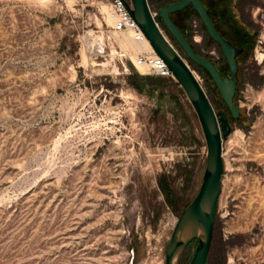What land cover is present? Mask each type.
I'll return each instance as SVG.
<instances>
[{"label":"rangeland","instance_id":"374dc122","mask_svg":"<svg viewBox=\"0 0 264 264\" xmlns=\"http://www.w3.org/2000/svg\"><path fill=\"white\" fill-rule=\"evenodd\" d=\"M177 1L147 3L155 12ZM203 1L244 49L237 119L157 21L231 128L205 264H264V0ZM177 13L195 51L228 75L196 12ZM113 23L102 0H0V264H165L200 189L206 142L179 83L135 69L140 52L112 40Z\"/></svg>","mask_w":264,"mask_h":264},{"label":"water","instance_id":"95a60500","mask_svg":"<svg viewBox=\"0 0 264 264\" xmlns=\"http://www.w3.org/2000/svg\"><path fill=\"white\" fill-rule=\"evenodd\" d=\"M124 5L153 51L165 63L185 92L197 115L207 147L206 165L200 189L193 201L183 210L173 228L166 247L165 264H180L184 251L192 242H196V247L188 264H205L211 247L221 190L222 140L231 131L228 117L225 113L217 117L192 70L152 18L147 0H129V3L125 2ZM187 7H191L196 12L209 38L218 44L227 63L229 76L221 75L211 61L198 54L172 21V14L181 12ZM157 14L163 28L178 44L185 57L208 73L231 117L237 119L240 113L234 103L238 83L236 57L242 53V49L232 45L219 33L201 0H179L159 8Z\"/></svg>","mask_w":264,"mask_h":264},{"label":"built area","instance_id":"2783aa9c","mask_svg":"<svg viewBox=\"0 0 264 264\" xmlns=\"http://www.w3.org/2000/svg\"><path fill=\"white\" fill-rule=\"evenodd\" d=\"M112 9V18L114 23L109 29L108 33L112 36L125 34L129 36L134 42L142 43L146 40L144 34L140 31L137 24L131 18L129 12L126 10L124 3H129V0H102ZM150 10V9H149ZM150 14L155 22L158 24L157 11ZM135 69L138 68L144 70V74L158 77V78H174L171 72L168 70L165 63L161 60L157 54L148 51H142L135 56L134 60H130Z\"/></svg>","mask_w":264,"mask_h":264},{"label":"bare ground","instance_id":"6f19581e","mask_svg":"<svg viewBox=\"0 0 264 264\" xmlns=\"http://www.w3.org/2000/svg\"><path fill=\"white\" fill-rule=\"evenodd\" d=\"M110 18V17H109ZM91 37L93 36V38L92 39H90V44H91V46H93L94 47V49H96V50H99V51H103V46H102V43L101 42H99V41H96L95 39H94V35H93V33L92 32H90V34H89ZM121 37L122 38H119V37H115V36H113V38H112V40L114 41V42H116V43H118V45H120L121 46V48L123 49V48H125L124 47V43L125 42H127L126 43V46L128 45V42L129 43H132V45L135 47V49H136V51L139 53H141L142 51H148V52H153V49H152V47L150 46V44H149V42L147 41V40H145L144 42H142V43H136V42H134L129 36H127V35H125V34H122L121 35ZM195 41L196 42H199V38L198 37H196L195 38ZM88 46V45H87ZM89 48V47H88ZM126 48H129V47H126ZM133 49V48H132ZM127 51H128V49H126ZM89 51L90 52H93L92 50H90V48H89ZM133 51H134V49H133ZM135 51V52H136ZM124 52V51H123ZM128 52H130V51H128ZM134 52V54H136ZM93 53H95V52H93ZM124 53H126V52H124ZM137 53V54H138ZM133 54V53H132ZM133 54V55H134Z\"/></svg>","mask_w":264,"mask_h":264},{"label":"crops","instance_id":"0c3cea01","mask_svg":"<svg viewBox=\"0 0 264 264\" xmlns=\"http://www.w3.org/2000/svg\"><path fill=\"white\" fill-rule=\"evenodd\" d=\"M202 1V3H203V5L205 6V8L207 9V11H208V13H209V15H210V17H211V19H212V16H211V10L208 8V6L205 4V2L203 1V0H201ZM175 14H178V13H174V14H172L171 15V19H172V21L175 23V25L179 28V30L181 31V33L183 34V36L184 37H187L186 36V32H185V30H184V28L183 27H181L178 23H177V20L174 18V15ZM213 21V20H212ZM214 24H215V22H213ZM223 24H228V22L226 21V23H223ZM230 24V23H229ZM215 26H216V24H215ZM217 28V27H216ZM217 30H218V28H217ZM219 31V30H218ZM219 33L221 34V32L219 31ZM222 35V34H221ZM223 36V35H222ZM243 36V35H242ZM199 37H200V41L199 42H196L195 41V39H194V37H193V42H194V44H196V45H198L201 41H202V37L199 35ZM225 39H227L225 36H223ZM188 39V38H187ZM228 41H230L229 39H227Z\"/></svg>","mask_w":264,"mask_h":264},{"label":"flooded vegetation","instance_id":"af4514ba","mask_svg":"<svg viewBox=\"0 0 264 264\" xmlns=\"http://www.w3.org/2000/svg\"><path fill=\"white\" fill-rule=\"evenodd\" d=\"M226 40H227V39H226ZM229 42H230L232 45H234V44H233L231 41H229ZM234 46H235V45H234ZM236 47H237V46H236ZM237 48H238V49H242V53H241V54H243V52H244V49H243V48H241V47H237ZM241 54H240V55H241ZM240 55H238V56H240ZM238 56H237V57H238ZM237 57H236V59H237Z\"/></svg>","mask_w":264,"mask_h":264}]
</instances>
